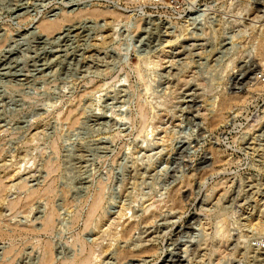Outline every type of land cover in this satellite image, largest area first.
Wrapping results in <instances>:
<instances>
[{
	"label": "rangeland",
	"instance_id": "1",
	"mask_svg": "<svg viewBox=\"0 0 264 264\" xmlns=\"http://www.w3.org/2000/svg\"><path fill=\"white\" fill-rule=\"evenodd\" d=\"M191 1L0 0V226L42 224L44 197L10 209L20 183L52 181L56 213L50 232L0 236V262L37 264L48 240L52 264L83 246L93 264H264V0Z\"/></svg>",
	"mask_w": 264,
	"mask_h": 264
},
{
	"label": "bare ground",
	"instance_id": "2",
	"mask_svg": "<svg viewBox=\"0 0 264 264\" xmlns=\"http://www.w3.org/2000/svg\"><path fill=\"white\" fill-rule=\"evenodd\" d=\"M84 10L78 12L77 14H82ZM85 13L87 14H91L94 16H99V15H105V16H112V17H116L118 19L119 16H121L120 11L116 10V9H102L100 7H94L87 9L85 11ZM123 15V14H122ZM69 17H71L70 15H67L66 13H63L60 17L50 20L47 19L45 20L43 18V20L41 21L39 28L41 30V32H45V33H52L55 32L57 30H61V27L63 25V22H65L66 20L69 19ZM104 17V16H103ZM119 20V19H118ZM44 33V35H45ZM47 35V34H46ZM175 40V39H174ZM169 42V41H168ZM170 44V43H168ZM168 47V46H167ZM166 49V48H165ZM258 54L260 55V60L262 62V65H264V33L262 35V37H260L259 40V44H258ZM229 100L226 102V100L222 103L221 108L219 111H217L216 115V120L215 122H220L221 120H223L224 118V110L226 108H228L229 106ZM143 105H141V113L142 115L145 117L147 114V110L145 108L142 107ZM139 108V107H138ZM48 167L49 170V174L53 171L54 165L52 163L49 162V164L46 166ZM4 179L1 178L0 179V196L2 197V193L4 191H6L8 185H6L3 181ZM54 186H53V182L52 181H48L47 183H45L43 186H39L36 188H27V184L26 183H20L19 184V189H22L25 192V195L23 197L18 196L15 199H12L9 201V206L10 209H14L18 204H20L21 201L24 200V205L27 206L30 204V202L33 199L36 198H46L48 201L47 203L49 204L48 207V211L45 214L42 224L40 227H36L34 225H12V231L9 232V230L5 229V225L4 227L0 226V236H13L15 237V235H20L23 236V234H30V233H37V234H41L42 232H50L53 225H54V217H55V210L53 207H50V200L52 198V195L54 193ZM22 191V192H23ZM97 193V192H96ZM101 194H99V192L97 194H95L93 201L90 205L89 211H88V220L95 214V212L98 210L99 206H100V201H101ZM124 214V213H122ZM2 225V224H1ZM10 226V224H7ZM132 228V227H131ZM131 230V229H130ZM129 230V231H130ZM128 231V230H127ZM127 234V233H126ZM36 235V234H35ZM48 241V240H47ZM46 241V243L43 245V255H42V259L37 263V264H52L55 260L54 254H53V250L51 248V245ZM87 248L86 247H82L81 252L79 255H76L73 258H68V259H64L63 261L60 262V264H93L92 263V258L95 255V251L94 249L91 247L88 249V251L85 253L84 251H86ZM14 251H16L15 249V244H11L10 246L5 248V255L6 254H12L14 253ZM84 252V254H82ZM122 253H124L122 251ZM4 255V254H3ZM15 255V254H14ZM13 255V256H14ZM12 256V257H13ZM7 257V256H6ZM12 258L10 256H8L7 258H5L2 262H0V264H11Z\"/></svg>",
	"mask_w": 264,
	"mask_h": 264
},
{
	"label": "built area",
	"instance_id": "3",
	"mask_svg": "<svg viewBox=\"0 0 264 264\" xmlns=\"http://www.w3.org/2000/svg\"><path fill=\"white\" fill-rule=\"evenodd\" d=\"M91 0H78V2L88 3ZM109 3L112 7L128 12L137 13H179L192 8L202 9L199 4H194L191 0H185L184 4L179 0H100ZM260 78L264 79V65L261 66Z\"/></svg>",
	"mask_w": 264,
	"mask_h": 264
}]
</instances>
